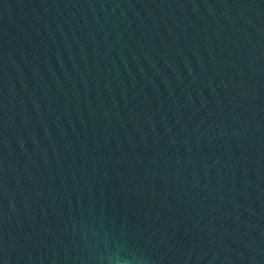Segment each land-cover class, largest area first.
<instances>
[{
  "label": "water",
  "instance_id": "95a60500",
  "mask_svg": "<svg viewBox=\"0 0 264 264\" xmlns=\"http://www.w3.org/2000/svg\"><path fill=\"white\" fill-rule=\"evenodd\" d=\"M0 264H264V0H0Z\"/></svg>",
  "mask_w": 264,
  "mask_h": 264
}]
</instances>
